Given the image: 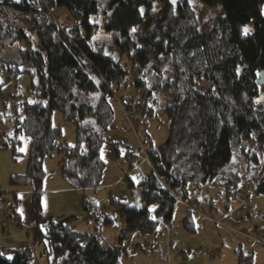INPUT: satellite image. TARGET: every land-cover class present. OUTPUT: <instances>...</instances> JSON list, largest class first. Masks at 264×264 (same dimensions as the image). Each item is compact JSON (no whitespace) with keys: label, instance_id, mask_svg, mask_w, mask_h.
Wrapping results in <instances>:
<instances>
[{"label":"trees","instance_id":"trees-1","mask_svg":"<svg viewBox=\"0 0 264 264\" xmlns=\"http://www.w3.org/2000/svg\"><path fill=\"white\" fill-rule=\"evenodd\" d=\"M155 1L161 11L149 17ZM200 2L220 6L223 14L213 25L189 0H0V69L16 77L27 63L34 75L33 100L10 108L13 134L26 136L29 149L25 172L10 174L9 183L30 190V224L34 240L46 245L48 264H121L133 234L170 224L188 184L210 180L234 191L258 178L264 194V105L257 83L264 70V0ZM58 9L69 21L51 17ZM249 25L253 31L244 35ZM128 85L141 91L143 105L117 94ZM113 97L127 119L136 110L149 114L152 103L162 100L168 127L167 140L155 148L145 133L144 159L151 169L139 175L132 199L116 200L124 225L118 243L76 232L74 215L51 216L42 227L43 157L58 150V170L69 186L96 188L104 168L100 148L113 126ZM55 110L74 122V144H66L61 127L52 124ZM3 117L0 112V124ZM1 136L0 148L17 154L19 141ZM110 143L118 154L117 142ZM12 195L8 216L20 222ZM10 251L11 260L0 245V264H31L28 246Z\"/></svg>","mask_w":264,"mask_h":264},{"label":"rangeland","instance_id":"rangeland-1","mask_svg":"<svg viewBox=\"0 0 264 264\" xmlns=\"http://www.w3.org/2000/svg\"><path fill=\"white\" fill-rule=\"evenodd\" d=\"M189 1L196 10L204 12L211 25L219 14H223L220 6L209 7L200 0ZM152 8L149 17L159 14L161 4L155 1ZM156 8L160 9L156 11ZM262 10L264 12V4ZM51 12L56 22H67L68 15L64 10ZM247 28L249 31L245 33L243 30L244 35L253 31L251 25ZM29 68L27 63L21 65L20 69L25 70L10 78L12 71L0 69V112L4 114L0 124L1 139L19 141L17 154H13L10 148H0V245L6 257L11 256L12 248L28 246L33 256L31 264H48L44 241L34 240L29 195L26 193L29 188L9 183L10 174L26 170L29 140L26 136L13 134L16 116L10 108L13 103L33 100L29 85L34 75ZM204 84V81L200 82L199 88ZM259 89L260 94L264 93V85ZM140 93L129 85L117 91V94L132 96L136 106L140 102L143 105ZM260 102L264 105V101L260 99ZM111 104L113 126L106 130V140L100 148L104 168L96 188H71L59 173L58 150L43 157L45 173L38 220L42 227L51 216L74 215L76 232L100 233L104 243H118L117 237L124 225L116 200L119 197H122L120 200L132 199L138 193L139 175L151 169L144 159L145 133L155 148L167 140L168 127L166 116L160 109V99L152 103L149 114L143 115L141 110H136L128 119L115 97ZM51 122L61 127L62 140L66 144H74L73 121H65L61 112L55 110ZM111 141L117 142L118 154ZM257 179H246L234 191L210 180L200 186L188 184L185 202H176L170 224L158 222L156 230L149 234H133L127 241V252L119 256L121 264H264V194L257 190ZM12 192L17 193L16 198L21 205V209L17 207L21 214L20 222L8 216ZM25 200L29 207L26 218L23 213ZM156 206L153 204L149 209L153 211Z\"/></svg>","mask_w":264,"mask_h":264},{"label":"water","instance_id":"water-1","mask_svg":"<svg viewBox=\"0 0 264 264\" xmlns=\"http://www.w3.org/2000/svg\"><path fill=\"white\" fill-rule=\"evenodd\" d=\"M257 83L260 85H264V70H260L258 73ZM259 98L264 101V93L259 95Z\"/></svg>","mask_w":264,"mask_h":264},{"label":"crops","instance_id":"crops-1","mask_svg":"<svg viewBox=\"0 0 264 264\" xmlns=\"http://www.w3.org/2000/svg\"><path fill=\"white\" fill-rule=\"evenodd\" d=\"M29 192H30V190H29ZM29 192H26L27 193V196L29 195ZM16 195H17V193H16ZM26 199H27V197H26ZM16 203H17V207L19 208V209H21L20 207H21V205H20V202L18 203V197L16 198ZM29 208V207H28ZM27 208V201L25 200V210L23 211V213H24V217L26 218L27 216H28V209ZM20 213V212H19ZM21 215V214H20Z\"/></svg>","mask_w":264,"mask_h":264},{"label":"snow or ice","instance_id":"snow-or-ice-1","mask_svg":"<svg viewBox=\"0 0 264 264\" xmlns=\"http://www.w3.org/2000/svg\"><path fill=\"white\" fill-rule=\"evenodd\" d=\"M142 12H143V10H141V13H142ZM133 31H134V29H133ZM248 31H249V29H248L247 27H245V28H244V32L247 33ZM237 71H239V69H238ZM8 259L11 260L12 257L9 256Z\"/></svg>","mask_w":264,"mask_h":264},{"label":"built area","instance_id":"built-area-1","mask_svg":"<svg viewBox=\"0 0 264 264\" xmlns=\"http://www.w3.org/2000/svg\"><path fill=\"white\" fill-rule=\"evenodd\" d=\"M144 157H145V159H147V156H146V155H145ZM177 199H178V200H180V198H179V197H177ZM180 201H181V200H180ZM216 221H217V220H216ZM217 222H218V221H217Z\"/></svg>","mask_w":264,"mask_h":264}]
</instances>
